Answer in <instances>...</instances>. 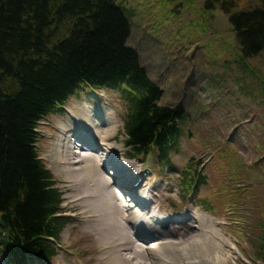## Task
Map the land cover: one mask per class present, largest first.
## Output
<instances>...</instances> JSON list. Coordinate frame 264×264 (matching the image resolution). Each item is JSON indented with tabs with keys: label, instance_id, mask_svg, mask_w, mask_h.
Masks as SVG:
<instances>
[{
	"label": "rangeland",
	"instance_id": "obj_1",
	"mask_svg": "<svg viewBox=\"0 0 264 264\" xmlns=\"http://www.w3.org/2000/svg\"><path fill=\"white\" fill-rule=\"evenodd\" d=\"M113 1L130 25L131 35L127 45L138 51L142 66L163 90L159 104L169 106L182 102L186 111L181 123L183 137L180 148L172 155L173 168L163 171L157 166L153 155L124 163H131L129 167L133 165L136 170L142 171L148 164L152 174L144 190H150L154 196L153 211L156 214L159 209L160 216L172 219L201 214L207 225L205 230H209L203 234L204 238L211 241L212 256L217 259L214 264H254L251 241L256 237V230L252 223L264 213V90L249 75L253 68H259L264 73V52L247 60L236 43L229 18L219 6H208L207 0ZM234 1L238 11H249L264 3V0ZM64 108L63 114L48 117L38 128V154L58 182L57 188L64 199L61 209L69 222L60 236L58 256L50 264H113L104 255V251L109 248L123 259L135 256L133 260L130 258L132 261L129 264H175L176 259L182 261L191 257L199 260L195 254L203 253L199 252L196 243L194 247L189 245L194 242L192 236L200 232L196 221H190L185 227L176 228L174 226L177 224L174 225L177 237L173 238L168 235V231L158 230L155 224L156 230H151L146 223H129L127 227L131 239L141 231L150 230L145 232L143 240L135 239L145 247L134 245L136 251L133 250L132 255L128 247H120L118 237L112 239L111 232L100 230L107 229L106 226L99 223L95 225L99 214L92 210V204L86 197L97 201L100 195L93 194L95 187L84 166L95 161L99 163L100 174L94 177L102 190L103 180L108 179L104 173L108 164L95 155H89L90 149L79 145L81 143L71 136L73 129H70L69 114L82 120L83 128L92 142L97 144L104 141L106 146L120 150L126 157L128 149L124 146L126 137L122 125L124 108L116 93L94 94L89 91L69 99ZM84 117L93 118L99 128L91 130L84 123ZM251 133L258 138L247 141L245 137ZM223 136L232 146L235 152L233 156L239 163L242 162L240 166L247 171V183L234 181L241 178L239 172L231 174L228 186L217 194L215 189L221 177L219 174L217 177L214 170L207 169L208 185L199 190V195L203 197L213 192L218 195L215 202L222 200V193L233 195L230 198L231 205L224 210L221 205L216 206V213L210 214L197 206L196 200L192 199L194 196L189 198L183 195L179 177L183 164L192 154L203 153L200 158L203 159L202 166L209 164L211 157L208 155L214 156L215 150L205 151V148L209 143L220 144ZM70 140L77 145L75 149ZM257 142H261L263 147L256 152L254 144ZM224 164L229 165L228 162ZM114 184L113 189H116ZM237 208L239 214L234 212ZM122 218L121 221L128 223L129 218ZM248 225L252 228L251 234L240 230L246 229ZM147 235L155 236L148 238ZM213 242L216 244L213 245ZM105 243L108 245L103 246ZM149 243L157 247L159 243L163 244L166 250L169 247L165 244L170 243L177 247V252L166 254L163 260L158 261L152 256L156 247L148 251L145 249ZM136 253L142 256L137 259ZM159 253L161 255V251ZM0 261L5 262V259L0 258ZM118 261L114 264H120Z\"/></svg>",
	"mask_w": 264,
	"mask_h": 264
},
{
	"label": "trees",
	"instance_id": "obj_2",
	"mask_svg": "<svg viewBox=\"0 0 264 264\" xmlns=\"http://www.w3.org/2000/svg\"><path fill=\"white\" fill-rule=\"evenodd\" d=\"M207 2L229 18L247 60L264 52V3L238 11L234 0ZM130 30L113 0H0V256L11 264L50 263L58 254L56 245L68 222L60 218L63 199L57 181L35 147L36 131L85 88L118 95L128 158L154 155L160 168L174 166L185 107L182 102L159 104L163 91L142 66L138 51L127 45ZM249 78L264 90L259 68ZM252 135L246 140L258 138ZM254 147L257 152L263 145ZM210 150L215 154L208 155L209 164L202 166L203 153L183 164L179 180L185 192L193 188L199 193L208 185L207 169L221 177L217 194L231 174L240 173L236 183L246 182L247 171L224 136L220 144L209 143L205 151ZM212 193L203 198L209 209L218 201L222 210L231 205L233 195L222 193L215 202L218 195ZM252 225L254 264H264V213ZM246 227L239 229L251 234Z\"/></svg>",
	"mask_w": 264,
	"mask_h": 264
},
{
	"label": "bare ground",
	"instance_id": "obj_3",
	"mask_svg": "<svg viewBox=\"0 0 264 264\" xmlns=\"http://www.w3.org/2000/svg\"><path fill=\"white\" fill-rule=\"evenodd\" d=\"M70 117L73 118V122H70L71 127L70 129L72 130L73 133H71L70 135L76 138L77 143H81L79 145H84L86 146L88 149H90V153L89 155H95L96 157L100 158V160L107 162L108 166H107V170H104V173L106 174L105 176L108 177L107 181L103 180L104 186L102 187V190L99 189V187L97 186L96 182H95V175H99V163H97V161H95V163H86L84 168L85 170H87V174L91 180V183H93L94 187H95V192L93 194H98L100 195L99 200L97 201H91L90 199L93 198H89L86 197V200H88V202H90L92 205H90V207L92 208V210H94L96 213L99 214V219L98 222L95 224L97 225L98 223L102 226H106L107 229H103L101 228L100 230H108L109 232H111L112 234V239H115L118 237L117 242H120V247H128L127 250H129L130 254H133V250L134 249V245H139L141 248L145 247L143 245H140L135 239L137 240H143V237H145V232H150L149 229L151 230H156L155 229V225H157L158 230H163V231H168V235L173 238V237H177V234L174 232L173 226L174 227H182V226H186V224H188L190 221H196V223L198 224V228H200V232H198L196 235L192 236V240L194 242L189 243V245L191 247H194V244H197V247L199 249L200 253L203 254H195L198 255V259H194V258H189L186 260H177L176 259V263L175 264H214L215 260H217L216 258H213L212 256V247L210 245L211 241L210 240H206L204 238V233L209 231V230H205L207 225L205 224L206 222L204 221V219L202 218L201 214H197L194 213L192 215H184L183 217H179V218H167V217H162V216H158L154 213L153 209H152V203L149 204V209L147 208V204L146 202V206H140L141 208H138L137 211H132L131 208L135 207L137 204H139L140 202H128V204H123L122 201V196L119 194V190L120 188L123 190V186L125 184H130V185H134L135 181L139 178V170L135 169V166L132 165V167H129V165L131 164H126L123 163L120 164V166H114L113 164H110L111 162L117 161V156L116 157H112L114 153L120 155L121 151L120 150H116L113 149L112 147H108L104 144V141L102 143H95L92 142L91 139L89 138V134L87 133V131L83 128V123L82 120L77 118L74 114L70 113ZM84 123L86 124V126H88L91 130H96L99 128V124L93 119V118H86L84 117ZM61 129L63 130V128L61 127ZM70 136V138L72 139V137ZM80 141H79V140ZM71 141V140H70ZM72 147L75 149L77 145H75V142L72 140ZM83 150V149H81ZM100 156V157H99ZM107 159V160H106ZM93 161V160H92ZM60 163L61 160L59 161ZM59 165V164H58ZM66 165V164H65ZM61 167V165H59ZM116 170V173L118 175L121 176L118 177L115 173H113V170ZM62 174L64 173V169L61 170ZM103 172V169H102ZM61 175V174H60ZM138 177V178H137ZM103 179V177H102ZM115 183V184H114ZM113 184L114 187H117L116 189H113ZM125 187V186H124ZM141 189V187H140ZM83 195H88V194H83ZM142 197H144V199H149L150 195L149 193L144 194ZM141 201V200H140ZM118 202V204H117ZM130 203V204H129ZM120 205V207L118 206ZM197 212H199L198 210H196ZM95 214V213H94ZM93 214V215H94ZM123 216L129 218L128 223H125L121 220H123ZM195 219H193V217H195ZM183 219V222H180V220ZM139 223H146L149 225V229H147L148 231L144 230L139 232V234L137 233L136 235H134V238L131 239V237L128 235V227L127 225L129 223L135 224L136 222ZM212 222V221H211ZM213 224V222H212ZM115 228H117L115 230ZM215 228V226H214ZM204 230V232H201V230ZM155 235H147V237L152 238ZM219 236V234H218ZM145 238V239H148ZM197 238V240H196ZM167 239V238H166ZM169 239V238H168ZM135 240V242H134ZM167 242V241H164ZM163 243V242H162ZM160 244V243H159ZM158 247L156 246V244H148L146 246L145 249H151V247H156L154 248L155 253L153 252L152 256L154 258H156V260H163V256L166 254H172V253H176L177 252V247L170 245V243H167L165 245H167L169 247V250H166V247L162 244L159 245ZM216 243L213 242V245H215ZM108 244L105 243L106 246ZM101 249V248H100ZM111 248H109V250L104 251V255L108 257V261H110L111 263H116L119 262L118 260H120V264H129L130 261L133 260V255L131 257H129L128 259L123 257L121 258V255H117L115 253H113V250H110ZM144 249V250H145ZM173 249V250H172ZM132 251V253H131ZM136 251V250H135ZM140 251V250H139ZM159 251H161V255L159 253ZM135 253V252H134ZM136 255V258L139 259L138 256H142V254L140 253H136L134 254ZM132 260H131V259ZM152 259V257H151ZM125 261H128L127 263ZM222 261H220L221 263ZM0 264H7L6 262H1Z\"/></svg>",
	"mask_w": 264,
	"mask_h": 264
}]
</instances>
